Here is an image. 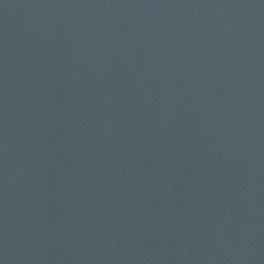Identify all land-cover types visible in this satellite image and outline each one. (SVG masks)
Here are the masks:
<instances>
[{
	"label": "water",
	"instance_id": "95a60500",
	"mask_svg": "<svg viewBox=\"0 0 264 264\" xmlns=\"http://www.w3.org/2000/svg\"><path fill=\"white\" fill-rule=\"evenodd\" d=\"M0 264H264V0H0Z\"/></svg>",
	"mask_w": 264,
	"mask_h": 264
}]
</instances>
